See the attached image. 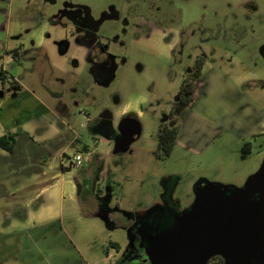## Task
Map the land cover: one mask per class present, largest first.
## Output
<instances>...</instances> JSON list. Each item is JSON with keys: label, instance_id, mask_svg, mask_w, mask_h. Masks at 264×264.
<instances>
[{"label": "rangeland", "instance_id": "1", "mask_svg": "<svg viewBox=\"0 0 264 264\" xmlns=\"http://www.w3.org/2000/svg\"><path fill=\"white\" fill-rule=\"evenodd\" d=\"M66 12L90 13L99 23L95 33L99 50L104 49L102 62L111 68L109 80L94 82L96 57L79 50L74 23L61 17ZM0 24L5 26L0 42L21 47L18 60L9 56L7 71L48 108H64L70 129L64 126L62 132L73 144L66 155L79 152L84 157L82 167H70L75 198L63 202L57 224V232L72 247V264H150L144 249L133 245L126 221L107 220L103 205L128 212L148 233L159 236L194 209L195 189L202 181L238 191L259 170L264 138L256 140L247 159H240V151L250 132L264 131V0H4ZM62 40L69 44L64 55L54 44ZM32 41L43 44L48 59L38 57L41 49H33ZM195 57L204 59L207 87L193 111L220 130L196 139L190 168V162H178L179 151L161 162L155 150L158 128L168 119ZM228 100L238 106L232 110ZM19 101L8 99L0 115L16 109L18 120H24L27 112L21 109L28 103ZM44 112L39 107L32 118L36 140L47 143L55 139ZM126 117L137 119L141 134L127 152L114 154L118 125ZM178 121L176 116L172 123ZM28 174L22 173L26 182ZM75 181L82 185L78 195ZM4 214L20 219L22 211L0 208V216ZM17 222L8 228L17 229ZM212 256L222 257L225 264L236 262L223 249L205 261Z\"/></svg>", "mask_w": 264, "mask_h": 264}, {"label": "crops", "instance_id": "2", "mask_svg": "<svg viewBox=\"0 0 264 264\" xmlns=\"http://www.w3.org/2000/svg\"><path fill=\"white\" fill-rule=\"evenodd\" d=\"M0 2L3 3L4 0H0ZM4 28L5 26L0 24V31ZM32 38H35L34 35ZM14 39L17 40L18 37ZM31 43L33 49H41L38 57L42 61L48 59L47 53L43 51V44L33 41ZM54 44L62 47L59 51L61 55L68 51L69 46L64 40L55 41ZM78 47L79 50H84L87 56L88 50L80 45ZM17 48L16 44L9 47L5 45V42H0L1 69L3 71L8 72L5 65L11 63L9 62L10 55L6 52L9 53ZM18 59L12 58V60ZM202 71L188 108H177L175 113V117L177 116L179 119L180 130L170 157L179 151L176 157L178 162H181L183 166H187V162H190V168H193L191 163L193 152L196 150V139L199 140V136H210L212 133L215 135L220 130V128L213 127L211 122L195 115L193 111L196 101L206 96L207 82L205 79L203 80ZM11 74L10 72L8 79L2 83L5 85L2 88L4 91H0V97H3L0 101V110L8 99L17 102L19 97V102L26 101L28 104L32 102L33 105L27 108V104L23 107L24 109H21L27 112V116L21 122L18 120L16 109L5 116L0 115V136L7 132H18L19 134L13 152L9 153L0 148V208L4 211H22L19 216L20 219L15 214L14 216L6 214H4L5 217L0 216V264H72L70 242L60 230L57 232L59 222L62 219L63 202L66 198L69 200L75 198L74 186L68 174L71 169L62 163V156L68 154L69 149L73 148L71 140L64 137L62 132V127L65 126L70 129V125L65 121L62 113L64 110L61 111L64 108L58 107L56 110L48 108L36 93L27 89L21 80L16 79ZM94 76L95 79L96 75ZM12 80L14 84L9 83ZM21 90H25V94H22L23 91ZM5 93H8L10 98H6ZM227 103L232 106V110L238 106L237 103H231L229 100ZM39 107H43L44 113H46L45 119L52 131L53 140L55 139L54 141L51 140L52 142L48 140L46 143V141L42 142L35 138L37 127L36 120L32 117ZM239 109L241 108L239 107ZM17 129L23 130L20 133ZM213 137L211 136L212 139ZM249 137L242 143L250 142L252 153L256 140L264 138V131L250 132ZM50 147L53 148L49 150ZM36 148L40 151L39 153L36 152ZM46 150L52 154L45 156L44 151ZM169 158L160 161L164 162ZM26 171L29 173V178H27L30 180L29 182L23 179L22 173ZM75 182L77 189V185L81 184L78 181ZM125 213L128 214V212ZM14 220L19 221L16 225L17 229H9L11 221ZM55 242L59 244L57 245Z\"/></svg>", "mask_w": 264, "mask_h": 264}, {"label": "water", "instance_id": "3", "mask_svg": "<svg viewBox=\"0 0 264 264\" xmlns=\"http://www.w3.org/2000/svg\"><path fill=\"white\" fill-rule=\"evenodd\" d=\"M118 131L113 153L123 154L141 128L137 119L126 117ZM80 190L78 184L77 195ZM195 191L194 209L182 213L174 229L148 236L144 251L149 263L205 264L206 256L223 249L235 255V264H264V159L238 191L204 181Z\"/></svg>", "mask_w": 264, "mask_h": 264}, {"label": "flooded vegetation", "instance_id": "4", "mask_svg": "<svg viewBox=\"0 0 264 264\" xmlns=\"http://www.w3.org/2000/svg\"><path fill=\"white\" fill-rule=\"evenodd\" d=\"M63 16H68L69 20L71 22L74 23V28L75 30L72 32L73 36L75 37V41L82 47H84L86 50H88V54L87 57H89L90 59L95 58V68L93 70L94 75H96V78L94 79V81H97V84H101L103 83L105 80H109V74H110V70L111 68L106 66V64H104L102 62V55L104 53V49L100 48L99 50V46L98 45V41L100 40V38L96 35L95 30L98 27L99 23L96 22V20L89 14L87 15H81L76 14V13H64ZM98 20V19H97ZM55 23V25H59V22H54L52 21L51 25H53ZM63 27H65V25H63ZM77 35V36H76ZM68 44L67 41H65ZM59 51L60 49H62L61 46H59ZM14 50H18V54L17 57L19 58V55L21 53V48L18 47L17 49ZM10 51L9 53L6 52V54L10 55L13 58V51ZM108 53V52H106ZM108 57H110L112 59L111 55H108ZM93 64V62H92ZM177 112V108L174 112V118H175V113ZM108 115V114H107ZM106 115V116H107ZM109 116V115H108ZM174 118L172 119V121L174 120ZM88 119V118H87ZM168 120V119H167ZM166 120V122H168ZM90 121V118H89ZM171 121V122H172ZM170 122V121H169ZM158 160V159H157ZM100 192V191H99ZM110 201V200H108ZM103 202V201H101ZM102 212L103 215L106 214V219H112V221H126V225H128L130 227V231H129V236L130 239L132 240V243L134 246H139L142 249H144V247L147 245L148 242V236L150 235V233H148L141 224H139L138 222H136V220H134L132 218V216L128 213H125L123 211L120 210H112L109 209L106 205H103ZM178 221V219H177ZM117 251L119 250V245L118 248H116ZM145 252V251H144ZM216 257L219 256H212L209 257L206 261L205 264H210L212 260H214ZM222 258V257H220ZM223 259V258H222ZM225 264V260L223 259ZM116 264H120V262H116ZM124 264V263H122ZM235 264V263H234Z\"/></svg>", "mask_w": 264, "mask_h": 264}, {"label": "trees", "instance_id": "5", "mask_svg": "<svg viewBox=\"0 0 264 264\" xmlns=\"http://www.w3.org/2000/svg\"><path fill=\"white\" fill-rule=\"evenodd\" d=\"M13 58L17 59L18 50L13 51ZM204 65V59L202 57H195L190 69L186 72L184 78L181 81L176 101L169 113L168 119L172 121L174 118V112L176 108H188L192 101V96L195 92L196 84L201 76L202 67ZM8 72L0 70V81L8 79ZM10 84H14L13 80ZM163 122L158 128V140L155 150V157L158 160H165L170 157L173 148L176 144L180 123ZM18 132H7L0 136V148L6 152H13L16 140L18 138ZM84 151H87V146L83 147ZM240 157L245 160L251 154L250 142H245L241 147ZM111 246L118 248V244L111 243ZM224 261L220 257H216L210 264H223Z\"/></svg>", "mask_w": 264, "mask_h": 264}, {"label": "built area", "instance_id": "6", "mask_svg": "<svg viewBox=\"0 0 264 264\" xmlns=\"http://www.w3.org/2000/svg\"><path fill=\"white\" fill-rule=\"evenodd\" d=\"M62 163L68 167L74 166L75 168H80L84 164V157L81 153L74 152L72 155H64Z\"/></svg>", "mask_w": 264, "mask_h": 264}]
</instances>
